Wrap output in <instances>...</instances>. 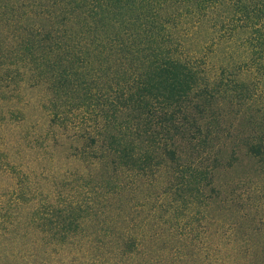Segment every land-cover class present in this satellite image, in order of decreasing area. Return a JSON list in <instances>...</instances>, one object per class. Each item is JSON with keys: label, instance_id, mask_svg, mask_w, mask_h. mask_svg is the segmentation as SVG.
I'll use <instances>...</instances> for the list:
<instances>
[{"label": "rangeland", "instance_id": "rangeland-1", "mask_svg": "<svg viewBox=\"0 0 264 264\" xmlns=\"http://www.w3.org/2000/svg\"><path fill=\"white\" fill-rule=\"evenodd\" d=\"M15 2L0 0L8 7ZM182 21L177 32L184 25L187 36L168 47L198 75L197 86L180 102L182 107L188 104L189 117L183 108L174 109L171 124L176 130L171 139L163 136L155 142V153L149 149L154 142L148 119L138 138L128 128L125 146H131L130 154L122 157L125 166L108 185L102 178L107 158L99 157L96 184L113 192L102 201L89 200L94 211L76 220L88 239L80 237L81 229L64 236L62 228L60 235H45L43 244L35 245L32 235L20 238L27 243L23 246L0 238V264H264V72L248 69L255 54L245 41L247 31L220 39L208 23ZM16 72L14 79L0 82V110L5 113L0 121L8 125L11 139L6 159L26 167L42 161L46 168L49 162L34 156L48 159L52 146L64 171L71 160L65 162L66 155L76 144L70 136L54 146L47 139L32 143L48 122L46 78L38 79L28 67ZM163 125L152 124L160 134ZM24 133L29 144L19 142ZM10 182V175L0 173V191ZM60 186L68 190L77 185L53 184L50 191ZM49 198L45 201L54 209L65 205L63 197Z\"/></svg>", "mask_w": 264, "mask_h": 264}, {"label": "trees", "instance_id": "trees-1", "mask_svg": "<svg viewBox=\"0 0 264 264\" xmlns=\"http://www.w3.org/2000/svg\"><path fill=\"white\" fill-rule=\"evenodd\" d=\"M183 18L200 26L208 23L220 39L247 31L245 41L255 54L248 69L264 72V0H16L12 7L0 3V82L14 79L21 67L35 71L38 79L46 78L48 122L32 143L47 139L54 146L66 136L76 142L65 159L73 162L64 171L56 164L52 146L48 159L34 156L47 160L46 168L42 161L26 167L6 159L11 154L10 129L0 121V173L11 179L0 191V238L23 246L27 243L20 238L32 235L35 245L43 244L45 235H60L61 228L64 236L81 229L80 237L89 238L76 220L94 211L89 200L102 201L113 192L112 187L101 191L97 186V160L107 158L102 170L107 184L125 166L122 157L130 154L131 146H125L128 128L138 138L148 119L154 142L149 149L155 153V142L163 136L171 139L176 130L171 124L174 109L183 108L184 117H189L188 104L182 107L180 102L197 86L198 75L168 47L170 41L187 36L184 25L177 32ZM0 116L5 117L1 110ZM157 122L164 124L163 134L153 128ZM20 140L30 143L27 133ZM138 148L136 144V152ZM139 167L133 166L137 171ZM66 183L77 186L50 191L53 184ZM51 194L63 197L65 205L54 209L45 201Z\"/></svg>", "mask_w": 264, "mask_h": 264}]
</instances>
